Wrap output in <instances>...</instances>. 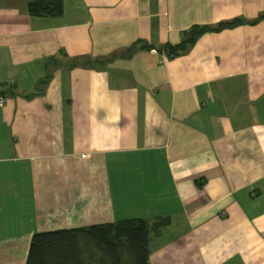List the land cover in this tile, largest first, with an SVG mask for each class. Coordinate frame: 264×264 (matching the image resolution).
<instances>
[{"label":"crops","instance_id":"1","mask_svg":"<svg viewBox=\"0 0 264 264\" xmlns=\"http://www.w3.org/2000/svg\"><path fill=\"white\" fill-rule=\"evenodd\" d=\"M32 1L0 0V264H26L36 232L132 217L153 225L150 264H264V19L70 67L264 0Z\"/></svg>","mask_w":264,"mask_h":264},{"label":"trees","instance_id":"2","mask_svg":"<svg viewBox=\"0 0 264 264\" xmlns=\"http://www.w3.org/2000/svg\"><path fill=\"white\" fill-rule=\"evenodd\" d=\"M28 10L35 17H60L64 13V4L63 0H34L29 3ZM263 19L264 12L253 21L235 18L215 26L193 25L183 33L179 44L156 47L137 41L121 54L76 59L70 67L102 68L118 57H130L137 50L157 49L167 57L175 58L187 53L205 33L219 32L243 23L254 24ZM52 60L56 59H49ZM49 78L48 74L40 84H45ZM152 226L149 220L132 217L110 223L36 232L31 239L26 264H150Z\"/></svg>","mask_w":264,"mask_h":264},{"label":"built area","instance_id":"3","mask_svg":"<svg viewBox=\"0 0 264 264\" xmlns=\"http://www.w3.org/2000/svg\"><path fill=\"white\" fill-rule=\"evenodd\" d=\"M4 99L3 98H0V105L2 106L4 104Z\"/></svg>","mask_w":264,"mask_h":264}]
</instances>
